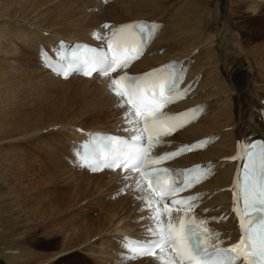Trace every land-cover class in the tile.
Wrapping results in <instances>:
<instances>
[{"label":"bare ground","instance_id":"obj_1","mask_svg":"<svg viewBox=\"0 0 264 264\" xmlns=\"http://www.w3.org/2000/svg\"><path fill=\"white\" fill-rule=\"evenodd\" d=\"M47 1H50L51 4L54 3V0ZM57 1L69 6L67 13L63 10L65 13L63 16H60L58 6L53 5L54 8H49L48 5L45 6L46 3L44 4L43 0L42 2L32 1L21 7H0V39L7 37L8 30L13 27L14 23L19 24L17 26L22 30L24 41L30 46L29 50L33 56L36 50L41 47L40 43L46 42L55 45L58 40L72 42L77 39H93L95 32L107 20L120 22L142 17L162 19L165 27L162 29L160 37H163L161 40L159 37L154 42V47L157 46L156 50L165 47L166 51L161 55L157 54L142 59L135 64L134 70L142 71L172 58L184 59V63L189 67L190 79L202 78L201 86L197 89L198 101H202L208 106L213 105L214 108L208 115L178 133L174 138L191 141L201 136L221 135L220 142L212 148L189 155L180 162L191 164L199 161L204 163L215 161L220 164L222 157L234 152L238 139H249L252 135L264 137V122L261 115L264 110V70L259 68V70L261 69L259 74L255 70L260 65L248 58L243 41L238 37L239 33L236 31V27L229 22L228 0H208L214 14L205 21H196L195 25L192 23L194 21L187 18L188 21L185 25L188 26V29L181 33V37H177L176 32L177 27L182 24L178 26L175 23H167L170 20L166 21L167 16H170V7H166L168 4L148 2V0H115L107 5L102 0H56L55 2ZM20 2L25 4L23 3L25 1ZM173 2L175 0H168L169 5ZM195 3L196 0H186L187 15L192 13ZM2 4V0H0V5ZM77 9L80 14L75 16L78 12ZM183 21L185 20L183 19ZM192 24L193 27H191ZM2 48L6 50L4 46ZM193 62L191 69L190 66ZM253 63L256 67L252 65ZM35 64L38 71L45 77L47 76L62 85L66 84L68 88L77 89L83 94L81 102L84 104L82 106L85 108L84 113L90 115L88 117L98 120L100 125L97 128L99 130L117 132L127 127L128 118L124 115L128 113L129 108L126 105L121 106V98L113 94L110 88L111 77L93 76L88 79L72 76L63 80L41 68L39 61ZM123 111L124 113H122ZM2 113L0 125L6 127L8 122L16 120L14 114L7 116L11 111L8 113L3 108ZM61 120H56L54 116L46 122H36L29 127L41 125L44 128V126L59 123L62 134H65L64 140L59 146L64 152H68L67 146L71 144L70 149L76 147L88 136V132L84 133L83 131H90V129H82L79 126L71 125L72 123L69 124V122L64 124L65 121ZM29 124L26 122V125ZM27 128H22L21 125L6 128L0 126V139L1 137L4 139L0 141V144L6 140L11 142L16 139H26L25 130ZM11 155L0 149V264H87V256L93 258L97 264H113L114 259L117 258L115 255V252L118 251L116 243L120 242L121 236H148L147 234L151 233L149 228L155 217L153 211L147 206L151 196L140 186V181L130 180L125 177L124 173L114 171L90 174L82 170L75 160L73 163H76L74 165L76 168L71 167L72 170L79 171L91 179H106L104 186L109 188L105 193L108 198L115 193H121L122 196L119 200L114 201L115 209L107 218V222L97 230L93 226L84 230L63 231L52 228L48 232L44 231L38 224L39 220L45 218L44 216L48 217L68 210L71 208L73 200L67 201L66 198H63L64 196L54 199L47 208L42 209L43 212L39 208L41 201L29 204L33 197L25 195L24 191L31 190L30 188L37 182L39 186L45 177L37 178V173H28V168L25 170L21 165H18L19 161L15 163L16 159ZM64 155H62L63 158L61 156V162L65 163ZM233 172V166H227L219 171L215 178L201 187L207 196L212 195L208 201L212 213L225 212L226 214L229 212L230 192L226 188L231 184ZM124 189L126 191L122 194ZM212 229L227 243L231 242L236 235L231 220L213 223ZM41 238L47 239L45 247L39 245ZM101 238L105 241L99 243ZM169 261V255L164 252L156 254L155 257L138 259L126 264H169Z\"/></svg>","mask_w":264,"mask_h":264},{"label":"rangeland","instance_id":"obj_2","mask_svg":"<svg viewBox=\"0 0 264 264\" xmlns=\"http://www.w3.org/2000/svg\"><path fill=\"white\" fill-rule=\"evenodd\" d=\"M20 1H25L23 2L25 4H22ZM32 1L36 0H2L3 4L0 5V7H21L22 5L30 4ZM39 1L42 2V0ZM43 1L44 4L46 3L45 6L48 5L47 7L49 8L58 6L60 16L65 15L69 9L68 4L66 3L61 4V2H55L56 0H54V3L52 2L53 4H51L50 1ZM150 1L162 3L164 5L168 4L166 7H170L169 13L172 11L173 7H176L175 11L170 13L169 17L167 16L166 21L170 20L167 23H175L178 26L182 24L180 27H177V37H181V33L188 29V26L185 25L188 20L194 21L192 22L194 24L196 21H205L214 14L211 9V3H208V0H196L194 9L190 15L186 14V0H175L171 5H169L170 3H168V0H148V2ZM57 3H59L60 6L59 4L57 5ZM248 5L251 6L249 7ZM77 10L78 12H76L77 15L75 16L80 14L79 9ZM228 13L230 19L229 22L233 23L236 27V31L239 33L238 37L243 41L246 55L252 62L260 65L258 69L255 68L259 74L261 69L264 70V0H228ZM233 14L236 15L234 16ZM187 18L188 20H186ZM183 19L185 21H183ZM193 24L191 27H193ZM14 25L9 28L7 37L5 39H0V116H2V110L4 108L8 113L11 111L7 116L11 114L16 115L14 118L16 120L10 121L11 123L8 122L6 127H19L21 125L22 128H28L25 130L27 133L25 134L27 135L26 139H16L15 141L12 140L13 142H10V140L8 142L6 140V142L0 144V149L2 152H9L10 155L13 154L11 156L16 159L15 163L19 161L20 163L17 164L21 165L25 170L28 168V173H37V178L45 177V179L39 183V186L37 182L30 188L31 190L24 191L25 195L37 198H32V201L29 202V204H36L41 201L39 202V208L41 209L40 211L43 212L42 209L47 208L50 205V202L54 199L56 200L64 196L63 198H66L67 201L73 200V204L68 210L60 211L52 216H44L47 220L45 218L40 219L38 224H40L41 229L47 232L52 228L71 231L74 229L84 230L94 226V229L97 230L101 225L107 222V218L116 207L114 201L121 198V193H115L108 198L105 195L106 190H109L108 187L106 188L104 186L105 178L91 179L87 175L79 173V171L72 170V166H68L63 161L61 162V159L63 158L62 155H68L69 149L68 152H64L60 149L59 145L64 140L65 134H62V130L59 128V123L56 122L52 125L44 126V128H42L41 125H39V127L29 126L36 122H46L54 116L56 120L62 119L61 121H65L64 124L69 122V124L72 123L71 125L76 127L79 126V128L82 129H90V131L97 130L100 123L98 120L88 117L90 115L84 113L85 108L82 107L84 104L81 102L83 94L80 91L77 89H70L66 84L62 85L53 81L51 78L47 76L45 77L43 73L38 71L35 64L38 60L32 58L34 56L36 57V52L32 56L30 52L31 50H29L30 46L24 41L23 32L17 26L19 24L14 23ZM2 46H4L6 50H4ZM252 65L256 67L254 63ZM259 68L261 69L259 70ZM33 81L36 82L34 83ZM17 122H19L20 125L16 124ZM26 122H29L30 124L26 125ZM0 126L6 128L5 125ZM83 132L85 133L89 131ZM2 140H4L3 137H1L0 141ZM67 148H71V144L70 146H67ZM103 238L98 242H104L105 239ZM45 240L47 239H40V247L46 246Z\"/></svg>","mask_w":264,"mask_h":264},{"label":"snow or ice","instance_id":"obj_3","mask_svg":"<svg viewBox=\"0 0 264 264\" xmlns=\"http://www.w3.org/2000/svg\"><path fill=\"white\" fill-rule=\"evenodd\" d=\"M105 28L109 27L104 25ZM127 27V26H124ZM148 26L141 28V32H145ZM154 29L155 26L153 25ZM123 31V28L121 29ZM115 35V33H113ZM98 39L100 37H97ZM127 41L118 42L117 49H122L126 45ZM109 49L112 48V42H108ZM95 52V50H91ZM136 56L129 57L128 55H108L107 52L101 51L95 53L91 58V63L95 65L92 71L102 73L107 76L110 72H115L117 69H124L128 67L130 59H135ZM87 63V61H85ZM79 69V64L77 69ZM92 71H84V75L88 76L92 74ZM160 71V70H157ZM151 75V74H148ZM121 81H128L127 91L121 89ZM154 87H159L160 91L158 96L153 95L151 100L145 98L142 94L139 84L136 83V79L129 77L127 74L121 75L118 79H114L111 82V90L121 98V106L125 104L131 105L126 118L131 117L134 113L138 123H143V131L155 130L157 122L164 117V113L161 108L170 103V97L172 95V84H154ZM168 91V95H165V91ZM172 128L167 132L157 131V137L159 135H168ZM135 141L143 139L142 136H136L133 138ZM152 136L148 137L149 148L153 146ZM157 143L160 141L157 139ZM120 144L127 145V141L119 140ZM259 149V151H256ZM177 153H165L159 157L153 158L148 155V149L130 147L126 153H122L119 148L115 150L114 157L112 159V165L121 167L124 169L131 168L138 172L141 176L150 177L152 182L159 185L160 174L167 172V169L151 168L150 171L141 172V168L148 169L153 163V160L163 161L165 159L174 157ZM239 158V157H234ZM247 159L249 161L248 166L244 170V182L241 189V197L243 200V206L246 209L244 216L240 217L242 221H249L247 224L241 222L240 228L242 236L240 241L230 248H220L217 245L205 244L201 241V233L196 230L195 224L189 223L185 225L180 218L181 222L178 223L177 219L172 218V212L179 210L182 207L191 209L193 204L191 201L195 197L189 196L175 199L174 193L182 188L175 185L163 191L157 193L158 199L155 201L157 205H160L164 201H168L173 208L168 209L167 205L163 209L157 207L155 210V218L161 220L159 227V238L151 241H145L144 244L148 247L156 246H171L173 251L179 257V264H237L241 260L242 253L238 252V249L247 248V252L244 254V259L248 264H264V215H260L259 220L256 218V214H264V144H249L247 150ZM139 186V185H138ZM150 187V185H149ZM184 187H187L185 185ZM251 208L253 211L248 212L247 209ZM239 216V209H236ZM164 216L168 219L166 222L162 220ZM216 219V218H213ZM200 225H204L205 221L196 222ZM211 239V234L207 229L204 232ZM217 238L219 234H214ZM222 243V242H221ZM170 264H177L175 260Z\"/></svg>","mask_w":264,"mask_h":264}]
</instances>
